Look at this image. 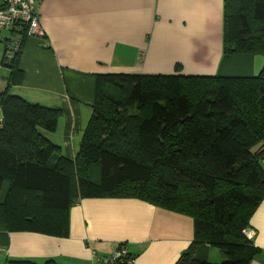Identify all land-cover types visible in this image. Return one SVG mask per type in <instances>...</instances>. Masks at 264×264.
<instances>
[{"label": "trees", "instance_id": "16d2710c", "mask_svg": "<svg viewBox=\"0 0 264 264\" xmlns=\"http://www.w3.org/2000/svg\"><path fill=\"white\" fill-rule=\"evenodd\" d=\"M28 36L11 61L3 58L10 73L0 91V234L68 236L81 198L136 197L193 218L194 240L176 264H250L259 248L245 231L264 200V66L251 76L99 73L73 159L47 136L62 108L11 92L24 81ZM223 36L224 60L264 56V0H224ZM212 248L224 262L200 256ZM129 257L136 255L117 264Z\"/></svg>", "mask_w": 264, "mask_h": 264}, {"label": "crops", "instance_id": "0c3cea01", "mask_svg": "<svg viewBox=\"0 0 264 264\" xmlns=\"http://www.w3.org/2000/svg\"><path fill=\"white\" fill-rule=\"evenodd\" d=\"M38 14L45 36L27 37L24 81L11 92L62 108L58 130L47 136L73 159L93 114L97 74L251 76L263 64L247 55L224 60V0H40ZM10 35L0 31L2 64ZM69 220L68 236L0 234L1 251L38 263L99 264L94 252L109 255L125 243L134 264H176L194 240L192 217L136 197L81 198ZM251 228L259 250L250 264H264V200Z\"/></svg>", "mask_w": 264, "mask_h": 264}, {"label": "built area", "instance_id": "2783aa9c", "mask_svg": "<svg viewBox=\"0 0 264 264\" xmlns=\"http://www.w3.org/2000/svg\"><path fill=\"white\" fill-rule=\"evenodd\" d=\"M40 0H2L0 3V31L7 30L11 33L7 39L5 57L11 61L22 47V32L29 36L44 37L45 33L40 24L38 8ZM264 165V159L262 161ZM249 238L254 239L255 232L252 228L246 229ZM0 250H3L0 247ZM130 250L126 245H118L109 255L100 256L94 252L95 260L99 264H117V261L129 255ZM135 258L129 257L128 263L134 264Z\"/></svg>", "mask_w": 264, "mask_h": 264}, {"label": "rangeland", "instance_id": "374dc122", "mask_svg": "<svg viewBox=\"0 0 264 264\" xmlns=\"http://www.w3.org/2000/svg\"><path fill=\"white\" fill-rule=\"evenodd\" d=\"M3 32L5 33V30H3ZM1 45L2 44H1V41H0V46ZM256 57H258V59H261L262 62H263V64L260 63L259 66H257L255 68V70H254L255 71V75H258L259 72L261 71V69L264 66V56L257 55ZM227 61H229V60H227ZM247 61H249V60L246 59L245 62H247ZM7 72H8V66L2 64V60L0 59V91L4 90L6 88L7 84L5 85L4 76H6ZM240 72L241 71H238V73H236V74H240ZM176 74H181V73H176ZM242 74H247V73L244 72ZM1 112H2V110L0 109V115H1ZM73 185H74L75 189H77V190L79 189L78 179L77 178H75V180L73 181ZM210 251L211 252H210L209 255H207V254L205 255L204 253H201L200 256H204L205 258H208L209 262H212V263H222V262L225 261L226 256L221 252L220 249L214 248L213 250H210ZM254 256H255V254H254ZM254 256H253V258H255ZM8 261H9V259H8L7 255L0 250V264H8Z\"/></svg>", "mask_w": 264, "mask_h": 264}]
</instances>
